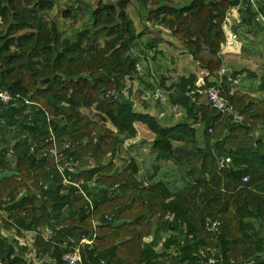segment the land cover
Segmentation results:
<instances>
[{
	"label": "trees",
	"instance_id": "16d2710c",
	"mask_svg": "<svg viewBox=\"0 0 264 264\" xmlns=\"http://www.w3.org/2000/svg\"><path fill=\"white\" fill-rule=\"evenodd\" d=\"M56 1L0 0V89L32 101L30 106L13 103L2 110L22 106L12 125L7 114L1 116L8 119L11 132H20L0 145V262L32 264L26 256L28 246L5 236L4 229H16L22 236V229L44 228L52 225V220L62 228L50 240L39 233L30 252L50 256L61 264L65 263L57 244H70V236L80 241L94 228L97 237L84 249L82 264H147L159 240L158 230L171 228L179 244L189 242L183 247L182 264H199V251L204 247L218 250L219 264L262 260L264 97L234 88L228 74H221L219 82L204 80L201 89L218 83L223 86L233 111L201 106L202 119L206 120L205 145L201 147L191 124L166 128L156 117L135 112L132 101L122 106L120 98L106 99L105 94L118 91L121 97L126 79L137 73L136 63L145 59L131 53L138 49L142 35L127 11L131 1L151 9L150 21L183 42L208 76H220L229 12L238 7L247 31L258 35L264 32V22L256 27L255 17H264V0H256L258 7L251 0H191L179 7L167 5L172 0H99L97 7L91 8V25L74 37L63 36L52 18ZM72 15L65 12L67 18ZM101 32H105L103 42L98 38ZM150 46L153 50L157 47ZM243 50L248 55L264 54L261 48L251 50L244 45ZM239 74L235 72L234 79ZM48 78L50 82L43 84ZM261 83L258 92L263 93L264 78ZM147 85L151 87L149 81ZM198 88L194 75L182 78L177 84L179 100L187 102L185 93ZM109 113H121L113 119L116 130L108 125ZM48 115L53 117L58 143L67 140L73 145L66 154L74 158L77 171L67 173L85 183L98 176L97 184L105 187L104 194L92 201L91 211L83 193L62 183L54 157L47 154ZM138 122L155 135L147 164L159 169L167 161L155 154L170 152L193 180L191 193L172 197L167 175L159 180L157 175L140 179L139 162L134 157L130 162L120 153L123 138L137 134ZM115 156L121 161L127 158L128 166L119 173H113ZM86 159L94 162L83 169L79 161ZM156 159L161 160L159 166ZM13 167L17 171L13 172ZM8 170L12 176L1 178ZM52 183L57 186L51 188ZM24 191L27 195L19 199ZM66 208L68 216L64 214ZM209 221H219L220 225L210 229ZM257 221L258 227L254 224ZM158 222L163 226L157 227L156 233ZM150 237H154L151 242Z\"/></svg>",
	"mask_w": 264,
	"mask_h": 264
},
{
	"label": "crops",
	"instance_id": "0c3cea01",
	"mask_svg": "<svg viewBox=\"0 0 264 264\" xmlns=\"http://www.w3.org/2000/svg\"><path fill=\"white\" fill-rule=\"evenodd\" d=\"M57 1L60 2L55 3L53 12L58 13L61 11L62 15L63 14L65 15V12H67L68 10L75 11L76 9L74 7L75 6L78 7L79 5L78 3L82 4V8L89 3V0H72L74 3H76V5H74V3L69 5L70 3L69 0H57ZM92 1L96 3V1L99 0H92ZM190 1L191 0H172L167 5L179 7L180 5L188 4ZM68 6L71 7L68 8ZM127 11L128 14H131V12H133L141 17L143 15L144 16L146 15L148 17L147 22H149V24L144 23V21L143 23L141 22L142 23L141 26L143 28H140L138 26V23L133 16H131L130 18L134 21L136 31L138 33H142V35L139 36L137 41V43L140 45L137 47L143 48V50L146 51L150 49L151 51L150 50L149 51L152 53L151 54L152 56L150 59V55H148L149 54L148 53L144 57L145 59L143 61V63L146 65V68H148L147 70H149L148 78L150 80H148L145 76L141 75V72H137L136 74H134L133 78L129 76L126 79L127 86L125 89V93H127L128 98L125 99V103L121 105L125 106L128 101H132L134 103L133 109L135 112L150 114L156 117L161 123V125L166 128H174L182 123L191 124L192 127L196 130L195 139L197 141L198 146L203 147L205 145V137L203 134V130L205 128L206 120L202 119L203 114H202L201 106L208 105L207 95L204 92L205 87L204 89H201V85H203L204 83V78L205 80L209 79L210 81H212L210 78H213L217 81L219 80L221 81L222 80L221 74L222 75L228 74L229 79L233 81L234 88L238 87L237 89H242L244 92L251 93V92H255V90H257V87L254 86L253 84L250 85L248 84L249 83L248 77L250 75L253 76L256 75L258 77L260 76L257 75L255 72L252 73L250 70L244 69V67L240 70L234 69L233 67L229 66V64L227 63L228 58H225L224 57L225 55H223L224 68L220 72V76H208L209 75L208 72L202 69L198 65V63L194 61L192 54L186 49L183 42L179 41L166 29L150 21L149 15L151 13V9L143 6L140 3L131 1L130 4L128 5ZM228 24L229 23H227V25ZM148 27H150L151 29ZM242 27L246 29L245 25ZM236 28L237 27L232 29V31L235 33H236ZM236 34H237L236 41L229 39V36L227 34V46L230 47L232 50L225 52L240 56L239 54H242V49H243L242 40H240V34L238 33ZM150 45H156L157 47L155 50H153ZM244 56L247 58H251L250 56L252 55H248L246 53V55ZM152 65H154L155 67H153ZM235 72L240 74L237 75V77L234 79ZM191 75H194L196 77V81L199 83V88L195 90L187 91L185 93V96L188 97V101L183 103L184 100L182 101L179 100V90H177V84L181 82L182 78L189 77ZM245 75L248 76L244 77ZM140 77H143L145 80L144 81L141 80ZM148 81L151 83V87L147 85ZM135 85H139L138 92H140V94H137V91H134ZM257 93L259 92L253 94L256 95ZM6 107L7 106L0 109V121L3 122L2 124H4L7 128H9L10 125L6 124L9 123L8 119L6 122H4L3 120L6 119L1 117L2 114L3 113L7 114V117L9 118V121H11V125H12V123L14 124V122L16 121L15 120L16 115H18L16 114V112L22 106H19L17 109H14L13 111L12 110L7 111L8 109H6V111L3 112L2 110H4V108ZM120 114L121 113L118 114L109 113L108 115L109 117L108 125L115 130L117 128L113 122V119L119 116ZM10 127L12 128V126ZM136 127L138 132L134 137L125 136L123 138V147L121 148L120 153L122 155L126 154V157H128L130 162L132 161L133 157L135 158V161L139 162L140 164V170L138 172L139 178L143 179V177L145 176L147 179L149 175H157L156 179L159 180V179H164L165 176L167 175L168 177H170L169 182H171L170 187L172 188V194H171L172 197H177L178 195H186L191 193L192 186L194 184L193 180L191 178H188L187 170L181 165L180 162L176 160V158H174L175 156L170 154V152L162 150L160 154L159 152L155 154L157 156L160 155L158 156L159 158L163 157L167 161V164L164 165V163H162L159 169L158 167H156V165H152V163L147 164L146 160L149 159L151 155L150 154L151 146L155 138V135L149 129V127L142 122L136 123ZM5 135H6L5 132L0 133L1 146L5 142V139L9 138L12 140L13 139L12 136H14L15 133L8 132V134L6 136ZM128 153L130 155H128ZM126 157L123 161H121L117 156H115L116 166L113 170V173L114 172L119 173L120 171L123 170V167L128 166ZM156 160H157L156 164L159 166V164H161V160L158 159ZM90 164H91L90 159H86L85 161L82 162L79 161V165H81L83 169L90 166ZM155 167L156 169H154ZM13 168L16 169V167ZM15 171H17V169L14 170L13 172ZM188 171H190V169H188ZM97 179L98 176L95 177L94 181H91L93 184L89 186L88 192L86 191L82 192L81 190H79L80 192L78 194L83 193L86 199L87 197H89L92 201L95 199L96 195L100 194L102 196L105 192V187L100 184H97L96 182ZM148 183L149 180L148 182H145V186H148ZM64 214H66L67 216L70 214L69 208L64 209ZM155 221H157V218H155ZM51 222L52 225L51 224L47 225L44 228H39L34 226L31 229H22V233H23L22 236L18 235L16 229H12V230L4 229L3 234L13 239H19L21 246H28L30 250L26 252V256L32 262V264H61L57 259H53L50 256L39 257L36 256L35 253L30 252L31 249L33 248V244L36 241V237L38 236L39 233L42 232L45 239L50 240L56 236L57 233L56 231L62 228V225L55 226V220H52ZM254 224L256 227L259 226L258 221L257 223L255 222ZM162 226H163V222H158V226L156 225L155 227L156 233H157V227H160L161 229ZM15 227L17 228V225ZM183 228L184 227H182V229ZM157 237L159 238V240L157 239L158 241H155L156 246L153 249L154 255L147 264H182L181 261L183 255V247L186 246L189 242L183 243L182 241L179 244L180 242L179 239L174 237L173 228H171L170 231H165L164 229L158 230ZM68 238L71 239L70 240L71 243L72 241H76L75 237L70 236ZM153 238L154 237H150L148 241L151 242ZM184 239L186 238L184 237ZM190 239L192 238L189 237V240ZM68 244L69 243H67L66 241H62L60 244H57V247H59V249L61 250V255H63ZM0 264L2 263L0 262ZM102 264H105V261H103Z\"/></svg>",
	"mask_w": 264,
	"mask_h": 264
},
{
	"label": "built area",
	"instance_id": "2783aa9c",
	"mask_svg": "<svg viewBox=\"0 0 264 264\" xmlns=\"http://www.w3.org/2000/svg\"><path fill=\"white\" fill-rule=\"evenodd\" d=\"M253 1V0H251ZM137 49H132L131 53L134 57H145L149 52L144 50L142 52L136 51ZM142 61H138L136 63V69L135 71L139 72L142 69ZM205 94L208 98V104L220 111H228L232 112L233 109L230 106L228 97L226 95V92L223 88V86L218 83L216 85L207 86L204 89ZM106 99L110 100H118L120 98V93L118 91H109L105 94ZM13 103L20 104L22 106H30L32 101L28 98L23 96L20 93H11L8 90H2L0 89V107H5L12 105ZM53 117L51 115L47 116V120L49 122V136L46 137L45 141L50 146L47 148V154L49 156L54 157L55 159V167L57 169L58 174L60 175L61 179L63 180L64 185H76L80 186L81 183H85V181L81 180H73L72 174L67 173V171L71 173L76 172V164L73 157H69L66 154L67 149H69L71 146V143L67 140H63V142L60 144L58 143V137L55 132L54 126L51 123ZM212 131V130H210ZM32 141V140H31ZM245 181L248 180V177L244 178ZM82 191V190H81ZM65 192L64 189L62 190V193ZM88 205L86 208L88 211H91L93 209V202L92 200L87 197ZM171 216L169 215L168 218ZM220 225L219 221H216L213 223V228L217 229ZM92 231L89 235H84L80 239V241H72L71 244H68L66 250L63 253V261L65 264H82L83 263V252L84 249L89 246L93 245L96 237H97V231L96 228ZM199 256L201 257V262L199 264H219L218 259V250L216 248L211 247H204L200 249ZM245 264H264V257H262V260H255L250 259Z\"/></svg>",
	"mask_w": 264,
	"mask_h": 264
},
{
	"label": "rangeland",
	"instance_id": "374dc122",
	"mask_svg": "<svg viewBox=\"0 0 264 264\" xmlns=\"http://www.w3.org/2000/svg\"><path fill=\"white\" fill-rule=\"evenodd\" d=\"M69 1H70L69 5H71L72 3H74L72 0H69ZM56 2L59 3L60 1L59 2L56 1ZM97 2L98 1H96V3H94L92 0H89V3L86 4L83 8H82V4L78 3L79 4L78 7H76V6L74 7L76 9L75 11L74 10H68V12H70L71 15L73 14L76 17H73V15H72L71 17H68L67 18V17H65L64 14L62 15V12L61 11L58 12V13H56V12H53L54 10H51V16L59 24V29L62 31L63 36L71 35V36L74 37L77 32L81 31L86 26L91 25L90 24V20H91L90 19L91 18V7L92 8L93 7L95 8L97 6ZM253 3H254V6L255 7H258L259 6V4H258V2L256 0H253ZM74 5H76V3H74ZM69 7H71V6H68V8ZM74 12H76V13H74ZM129 16L130 17L133 16L136 19V21L138 23V26L140 28H143L141 26V24L143 23V21H144V23H148L149 24V22H147L148 17L146 15L145 16L143 15L141 17V16H139V15L131 12V14H129ZM0 22H1V18H0ZM255 22L257 24L256 27L261 26V23L264 22V17L262 15L256 16L255 17ZM227 23H229V24L227 25ZM227 23L225 24L224 29H225L226 33L228 34L229 39H231L233 41H236L237 40V38H236V35L237 34L236 33H238V34H240V40H242V47L245 45V46H247L251 50H257V49H260V48L261 49H264V32H262V33H260L258 35H255L252 31L251 32H248L247 31V27L244 24L245 21L242 22V13H241V10H239L238 7L233 8L229 12ZM241 25L242 26L245 25L246 29H244ZM150 27H151V25H150ZM150 27H148V28H150ZM235 27H237L236 28V33L232 31V29L235 28ZM228 31H229V33H228ZM98 38L100 39V41L103 42V40L105 39V32H101L98 35ZM249 41H253V42H249ZM229 50H232V49L230 47H228L227 44L226 45H223V47H222V53H225V54H223V55H225L224 57L225 58H228L227 63L229 64V66L233 67L234 69H238V70H240V69H242L244 67V69L250 70L252 73L255 72L257 75L260 76V77H258L256 75L255 76L250 75L248 77V79H249L248 80L249 81L248 84L249 85L250 84H253L258 89V90H255V92H251V93L258 92L259 89H260V86L262 84L261 83V80H262V78H264V54H257L256 56L252 55V56H250L251 58H247V57L244 56V55H246V53H245V51L243 49H242V54H239L240 56L235 55V54H232V53H226L225 52V51H229ZM233 50H235V49H233ZM136 51L142 52L144 50H143V48H138ZM150 51H149V54L148 55H150V59H151V56H152L151 54L152 53ZM150 59H149V61H150ZM141 63H142V69L139 72H141V75L145 76L148 80H150L148 78L149 77L148 76V71L149 70H147L148 68H146V65L143 62H141ZM152 66L155 67L154 65H152ZM242 75H243V73H242ZM247 76L248 75H245L244 77H247ZM210 79L212 81H217V80H215L213 78H210ZM204 80H205V78H204ZM134 88H135L134 91H137V94H140V92H138L139 85H135ZM134 93H136V92H134ZM257 94H258V96L260 95V96L264 97V92L263 93H260L259 92ZM127 98H128L127 93L124 92L123 94H121L120 103L121 104L125 103V99H127ZM3 121L6 122L7 120H3ZM2 123L3 122L0 121V130H1L0 133L5 132L6 135H7L8 132L9 133H13L14 132V131L11 132L9 130V128H7ZM16 132H14L15 135L18 134ZM93 162L94 161L91 160V164L90 165H92Z\"/></svg>",
	"mask_w": 264,
	"mask_h": 264
},
{
	"label": "water",
	"instance_id": "95a60500",
	"mask_svg": "<svg viewBox=\"0 0 264 264\" xmlns=\"http://www.w3.org/2000/svg\"><path fill=\"white\" fill-rule=\"evenodd\" d=\"M50 80H51V79L48 78V79L42 81V83H43V84H47V83L50 82ZM14 170H16V169L13 168L12 171H14ZM12 171H10V170L5 171V172L1 175V178H2V177L12 176V174H13ZM91 184H93V183H92V182H90V183H81L80 186H76V185L72 184V185L70 186V188H71L72 190H74V191H79V190L86 191V190H88V188H89V186H90ZM55 186H57L56 183H52V184L50 185L51 188H53V187H55ZM25 195H27V191H24V193L20 195L19 199H22ZM34 220H35V217H33V219H32L31 222H33ZM117 224H121V222H118ZM209 227H210V229L213 228V222H212V221H209Z\"/></svg>",
	"mask_w": 264,
	"mask_h": 264
}]
</instances>
